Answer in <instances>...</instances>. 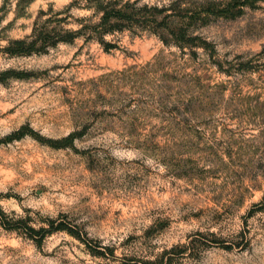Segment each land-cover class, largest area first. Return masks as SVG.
I'll return each mask as SVG.
<instances>
[{"label": "rangeland", "instance_id": "rangeland-1", "mask_svg": "<svg viewBox=\"0 0 264 264\" xmlns=\"http://www.w3.org/2000/svg\"><path fill=\"white\" fill-rule=\"evenodd\" d=\"M263 200L264 0H0V264H264Z\"/></svg>", "mask_w": 264, "mask_h": 264}, {"label": "trees", "instance_id": "trees-1", "mask_svg": "<svg viewBox=\"0 0 264 264\" xmlns=\"http://www.w3.org/2000/svg\"><path fill=\"white\" fill-rule=\"evenodd\" d=\"M121 15V11L120 9L114 10V12H109L107 10H103V15L101 17V22L102 23H106L108 22L109 18L111 16L119 18ZM32 44L33 42L30 41H26L24 39H15L12 40L9 45L5 48V51L9 54H17V53H27L33 50L32 48ZM263 204H264V200L261 203H257L255 204V207H261L260 209H264L263 208ZM49 227L48 228H40L39 230H35L34 228H31V236L33 237V235H39L38 236V240L42 239L46 234H49L53 231L56 230H66L68 233L72 234V235H77L76 232H74L73 228L68 226L67 224H65L62 221H58L55 224V220H49Z\"/></svg>", "mask_w": 264, "mask_h": 264}]
</instances>
